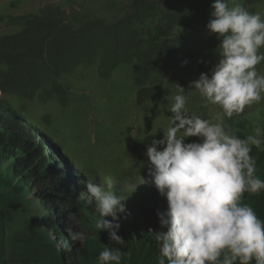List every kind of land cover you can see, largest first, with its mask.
Wrapping results in <instances>:
<instances>
[{
    "label": "rangeland",
    "instance_id": "rangeland-1",
    "mask_svg": "<svg viewBox=\"0 0 264 264\" xmlns=\"http://www.w3.org/2000/svg\"><path fill=\"white\" fill-rule=\"evenodd\" d=\"M213 3L0 0V117L15 118L44 147L36 168L28 172L24 167L27 174L20 178L16 168L23 159L31 162L30 154L10 145L0 148V199H11L0 205L6 228L0 264H22L17 255L39 227L54 242L61 236L72 245L74 256L67 264H80L77 256L85 247L99 255L108 234L96 228L100 216L86 180L101 185L111 180V191L125 199L126 212L118 213L127 229L118 232H125V244L116 248L155 242L150 229L161 230L157 212L167 210V199L148 175L147 148L171 126L169 109L180 87L190 115L215 123L222 114L190 88L221 58V40L206 27ZM228 3L264 18V0ZM161 28L168 36L158 34ZM161 50L172 54L162 59ZM257 69L264 73V62ZM224 125L241 139H261L264 148V100L243 114L225 116ZM191 142L201 138L185 140ZM251 155L257 177L264 180V150L253 146ZM143 178L147 183L140 184ZM261 192L245 193L242 202ZM47 218L59 232L49 228ZM75 233H82L83 240H74Z\"/></svg>",
    "mask_w": 264,
    "mask_h": 264
},
{
    "label": "clouds",
    "instance_id": "clouds-1",
    "mask_svg": "<svg viewBox=\"0 0 264 264\" xmlns=\"http://www.w3.org/2000/svg\"><path fill=\"white\" fill-rule=\"evenodd\" d=\"M211 9L206 27L221 40V58L190 88L218 105L222 114L215 123L190 115L180 87L169 109L171 126L146 152L148 175L167 199V210L157 212L161 230L150 229L159 248L158 264H264V220L242 202L245 193L264 190L251 155L253 146L264 150L262 141L251 135L241 139L224 125L225 116L243 114L264 100V73L257 69L264 62V18L240 4L230 7L228 0H214ZM189 137L201 142L185 143ZM144 183L143 178L140 184ZM83 184L100 216L96 228L107 232L111 242L125 244L118 235V213L126 212L125 199L111 191V180L106 185L90 180ZM72 238L84 237L75 233ZM121 259L120 248L109 247L97 257L98 264H121Z\"/></svg>",
    "mask_w": 264,
    "mask_h": 264
},
{
    "label": "trees",
    "instance_id": "trees-1",
    "mask_svg": "<svg viewBox=\"0 0 264 264\" xmlns=\"http://www.w3.org/2000/svg\"><path fill=\"white\" fill-rule=\"evenodd\" d=\"M158 34H164V37H166L168 36L169 32L161 28L158 29ZM160 54L161 58L163 59L167 56H170L172 53L168 51L164 52L163 50H161ZM0 128L5 130V133L0 134V146H2L0 148L10 145L17 149L27 151L30 154V159H32L31 162L30 160L23 159L15 171L16 176H18L19 178L23 177L25 176V174H27V172H24V167L27 168L28 172L36 168L39 160L43 158L44 147L37 145L40 142L37 143L36 136L31 133L29 128L22 125L11 116L0 117ZM1 153L2 149L0 150V155ZM35 176L37 178H41V173L35 172ZM21 180L22 184L24 180ZM14 189L18 192L19 189L22 188ZM3 202H11V199H0V205ZM248 204L255 210L257 216L261 220H264V192L253 196ZM2 215L3 214L0 209V262L3 260L6 253V228L5 220H3ZM49 219L50 218L46 219L47 223H51L49 228L56 232H59V226L57 225V223L51 222ZM121 228L124 229V231H127L125 227L123 228L121 226ZM124 231L120 234V236L122 234H125ZM57 239L58 242H54L50 237L49 231L42 227H39L34 230L33 233L27 235L24 247L17 255L16 259L19 260L22 264H67L68 258L74 256L72 245H70L61 236H58ZM113 243L115 242H111L109 240V237L107 236V240L104 242V247L102 249H104L105 247H109L111 249L116 248L117 244ZM121 256V264H158L159 248L156 241L150 244L140 241L139 245L136 246H133L131 242H128L127 245L121 249ZM77 257L80 260V264H86V262L97 259L98 255L94 254L85 247L81 250L80 254Z\"/></svg>",
    "mask_w": 264,
    "mask_h": 264
}]
</instances>
